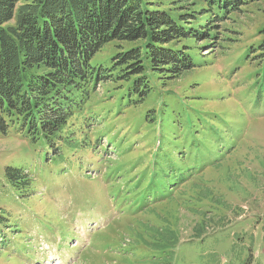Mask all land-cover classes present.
Segmentation results:
<instances>
[{"label":"rangeland","instance_id":"1","mask_svg":"<svg viewBox=\"0 0 264 264\" xmlns=\"http://www.w3.org/2000/svg\"><path fill=\"white\" fill-rule=\"evenodd\" d=\"M262 29L264 0L218 39L199 29L184 40L195 67L178 78L145 60L142 99L133 80L102 83L58 153L0 136V264H264ZM120 46L132 44L111 43L92 64L110 67ZM8 168L31 184L16 188Z\"/></svg>","mask_w":264,"mask_h":264},{"label":"trees","instance_id":"2","mask_svg":"<svg viewBox=\"0 0 264 264\" xmlns=\"http://www.w3.org/2000/svg\"><path fill=\"white\" fill-rule=\"evenodd\" d=\"M198 1L200 9H152L142 0H0V136L14 130L42 138L58 153L76 140L78 122L69 123L102 83L133 80L131 92L142 99L149 90L145 60L166 79L178 78L195 67L184 40L199 29L209 40L215 30L218 39L221 24L260 0ZM114 42L132 46H120L110 67L93 65ZM260 49L264 54V44ZM7 175L16 188L32 182L19 169Z\"/></svg>","mask_w":264,"mask_h":264}]
</instances>
